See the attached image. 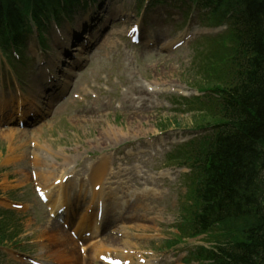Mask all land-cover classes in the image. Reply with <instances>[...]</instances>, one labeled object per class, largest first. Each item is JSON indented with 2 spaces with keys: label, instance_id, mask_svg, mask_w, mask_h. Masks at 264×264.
<instances>
[{
  "label": "rangeland",
  "instance_id": "374dc122",
  "mask_svg": "<svg viewBox=\"0 0 264 264\" xmlns=\"http://www.w3.org/2000/svg\"><path fill=\"white\" fill-rule=\"evenodd\" d=\"M98 4L103 6L100 15L105 18V28H111L109 33L111 40L103 46L99 43L91 54L80 47L74 48L71 50L72 58L70 56L67 59L53 41L55 38L52 34L53 30H49L50 34H47L48 46L52 47L49 52L50 57H47L50 66L53 65L61 72V63L69 62L70 64L65 63L63 68L68 77L69 72L72 73L74 58L87 63V67L81 72L74 71L77 75L72 79V87L68 89L67 99L65 97L58 104L57 113L50 114L44 123L29 130L18 129L15 125L9 126L8 129L0 128V208L6 209L4 203L7 201L28 204V209L23 212L6 209L4 218L8 223L6 225L10 226L5 230L4 242L8 239L6 244L8 248L15 245L22 247L24 241L44 238L42 232L46 231V227L48 228V217L44 210L39 208L34 196L30 164L35 163V160H32V157L38 158L41 172L51 174L55 178L65 171L73 172L77 177H91L92 167L97 166L104 154H110L111 161V154H115L113 167H118V158H125L124 160L131 165L142 164L146 170L143 174V184L134 182L142 190L159 189V194H147L145 196L147 198L134 205L125 218L112 227L115 231L113 234L107 233L106 236L114 238L111 239L113 242L103 239L104 236L101 237L102 242L97 240L93 245H104L109 250L115 249L122 255L125 253L120 248L138 250L153 256L155 264H185L187 248L199 242L183 241L182 249L174 250L175 253H170L172 254L170 257L161 254L159 249H164L163 238L174 240L180 235L176 227L184 217L182 216L184 207L191 202L188 198L190 170L185 169L179 176L172 174L170 168L178 165L170 166L168 163L171 162L169 156L176 155V153L172 154L175 146L171 147L170 154L167 152L165 155H160L153 146L146 145L144 142L147 141L144 140L160 133L165 136L156 137L157 141L176 139L177 135L173 136V134L178 129L192 130L199 126L197 124L203 121V113L192 110L187 104V98L196 95V88L200 91L209 90L213 85L218 84V78L225 76V72L220 68L221 66L222 69L225 68L228 53L222 50L219 41L214 39L211 42L206 39L201 40L199 37L198 43L195 40L190 41L177 52L174 49L164 51L151 49L146 43L136 47L124 37L131 20L136 19L137 15L138 20L141 21L140 15L144 14V10L139 11L136 0H100ZM116 8L118 14L113 17ZM167 10L171 11L172 15L161 16ZM144 16L150 21L146 27L148 39L156 41L162 48L165 42L176 41L194 30L204 29L203 25L206 24L201 22L198 13H195V18L187 25L184 10L172 11L168 7L153 9ZM82 20L83 17L80 22ZM61 28L66 29L65 31L69 30L65 25ZM221 29L224 30L225 27ZM116 31L121 35H114ZM31 43L36 47L35 38L33 40L31 38ZM1 61L6 67L7 62L4 59ZM29 63L32 64L33 70ZM18 66L23 75V86L35 92L38 71L34 69L32 61L28 59L23 65ZM55 74L58 75L56 72ZM135 83H143L145 90L152 85L165 87L159 92L151 93V96L147 97L149 101L144 103L141 96H137L138 92L135 93L131 89ZM10 87L13 89L12 83ZM181 92L187 97L180 102L178 97H185ZM129 101L132 102L134 112L130 110L132 105ZM132 115L136 118L134 119ZM201 124L206 125L205 122ZM110 128L116 132V135L113 136L108 131ZM12 131L16 133L12 134L13 138L6 140L2 137L3 134ZM22 134H26L24 138ZM33 142H35L34 147H32ZM18 146L22 149L19 150ZM157 146L159 144L155 147ZM127 150H131V153H126ZM21 151L26 153L19 159ZM154 151H156L155 156H153ZM166 168L171 173L169 179L165 174H161L162 170L166 173ZM128 222H133L134 225L127 224ZM119 224L121 225L119 228L123 227V231L127 234L125 238L120 235L123 233L119 228H116ZM51 235L53 234L49 233L48 237ZM124 241L129 242L130 245L127 246ZM211 244L210 241L201 243L206 246ZM74 247H76L74 253L65 258L62 251H56L59 249L57 246L32 249L36 255L45 254L56 259L62 258L74 264V259L77 261L81 259L79 247ZM2 254L5 255L4 251ZM86 261L89 264H100L90 258ZM0 262L15 264L6 255L3 259L1 257ZM64 264H68L67 261Z\"/></svg>",
  "mask_w": 264,
  "mask_h": 264
},
{
  "label": "trees",
  "instance_id": "16d2710c",
  "mask_svg": "<svg viewBox=\"0 0 264 264\" xmlns=\"http://www.w3.org/2000/svg\"><path fill=\"white\" fill-rule=\"evenodd\" d=\"M78 1L0 0L1 47L23 43L32 21L43 38L44 20ZM209 1L234 12L238 29L221 66L225 76L213 85L212 107L203 109L213 132L187 159L196 169L189 230L215 231V249L197 254L209 264H264V0Z\"/></svg>",
  "mask_w": 264,
  "mask_h": 264
},
{
  "label": "bare ground",
  "instance_id": "6f19581e",
  "mask_svg": "<svg viewBox=\"0 0 264 264\" xmlns=\"http://www.w3.org/2000/svg\"><path fill=\"white\" fill-rule=\"evenodd\" d=\"M173 44H174L173 42H169L168 44H166V46H172ZM131 89L135 93L138 92L137 93V96H141L142 101L144 103L149 101V99L147 97L148 96H151V95H149L148 91L144 89L143 83H135V85H132L131 86ZM129 104L132 105V102L129 101ZM11 108L12 107H8L7 110H9L12 114L19 113L21 115H26V113L24 111L20 110V109H16V108L11 109ZM130 110H131V112H134L133 105L131 106ZM1 112H4L3 116H7L8 115V112H6V110H3L2 109ZM132 117L134 119L136 118V116H133V115H132ZM108 131H110V133L113 136L116 135V132L113 131L112 128H110ZM108 131H107V133H108ZM12 134L15 135L16 133L14 131H12V133L11 132H7L6 134H3L2 137L5 138L6 140L7 139H11V138H13ZM25 135L26 134H22V138H24ZM18 149L21 150L22 149L21 146H18ZM23 153H25V152H23ZM23 157H24V155H23ZM108 160H109V158L102 159V161L94 169V174H93L92 179L96 183L92 184L93 185V188L96 187V186H98V185H101V187H102L104 179L106 178V176H108V174H109L108 173V170L109 169L107 167V161ZM35 163L39 166V164H38V158L37 157L35 158ZM111 172H113V170H111ZM121 182L124 184L125 187H127V182L126 181H121ZM48 189H49L48 190V199H49V201L51 203L50 205L56 207L57 206V202H58L57 201L58 198L56 196H58L62 192V189L58 190V192L56 193V195L53 194V192L51 191V189L49 187H48ZM119 189H120V187H116L115 192H117ZM92 195H93L94 199H100V198L103 197V195L100 192L95 193V192L92 191ZM127 224L134 225L133 222H128ZM47 226H48V228L46 227V229H45L46 231L42 232V233H44V236L43 237L44 238H47L48 237V234L51 233L53 235H51L49 237L55 238V242L53 241L54 243L52 242V244H49V245L47 244L45 246L46 247L48 246L49 248H51L52 246H55V247L57 246V248H59V249L58 250L55 249V250L56 251H59V252L62 251L61 253L64 255V258H65V256L66 257H70L71 254L74 253V250L76 248V247H74L76 245L75 244V241H73L72 238L68 234H66L64 232L63 228L59 224H57L55 222H51V223L47 224ZM117 228H119V227H117ZM119 230L121 232H124L123 231V227L119 228ZM104 239L105 240H108L109 239L110 241H112L111 239H114V238H110V237L105 236ZM118 241H122V240H118ZM124 242H125V244L127 246L130 245L129 242H127V241H124ZM63 260L67 261V263L70 264V261H68L66 259H63ZM81 261H83V260L79 259L77 261V259L76 260L74 259V264H82ZM85 264H89V263L86 262ZM146 264H148V263H146Z\"/></svg>",
  "mask_w": 264,
  "mask_h": 264
}]
</instances>
